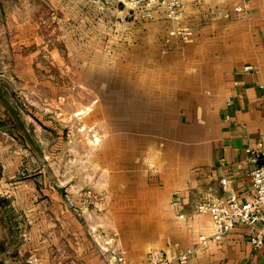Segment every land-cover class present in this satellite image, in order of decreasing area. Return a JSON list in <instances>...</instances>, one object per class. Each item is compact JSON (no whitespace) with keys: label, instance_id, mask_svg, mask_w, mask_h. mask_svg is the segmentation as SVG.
I'll list each match as a JSON object with an SVG mask.
<instances>
[{"label":"crops","instance_id":"1","mask_svg":"<svg viewBox=\"0 0 264 264\" xmlns=\"http://www.w3.org/2000/svg\"><path fill=\"white\" fill-rule=\"evenodd\" d=\"M180 1L173 16L149 0H111L105 9L78 0L82 51L97 54L104 45L137 59L132 80L156 106L130 143L152 164L130 166L123 208L101 215L111 232L103 247L115 255L106 256L78 222V264H120V255L127 264H152L148 253L159 249L170 257L194 250L186 264H264V247L250 240L254 228L237 222L216 241L211 215L196 209L254 195L252 151L264 132V0Z\"/></svg>","mask_w":264,"mask_h":264},{"label":"rangeland","instance_id":"2","mask_svg":"<svg viewBox=\"0 0 264 264\" xmlns=\"http://www.w3.org/2000/svg\"><path fill=\"white\" fill-rule=\"evenodd\" d=\"M78 27V0H0V264H78V222L112 258L101 215L153 161L130 148L156 108L137 59L82 51Z\"/></svg>","mask_w":264,"mask_h":264},{"label":"built area","instance_id":"3","mask_svg":"<svg viewBox=\"0 0 264 264\" xmlns=\"http://www.w3.org/2000/svg\"><path fill=\"white\" fill-rule=\"evenodd\" d=\"M140 0H132L137 3ZM153 3L165 5L169 13L176 16L180 13L182 2L180 0H149ZM246 1V0H244ZM242 10L241 6L236 7ZM252 160L256 163L251 171L254 195L253 198L241 202L234 194L225 199L205 200L197 205V211L200 213H209L213 223V233L211 238L219 241L236 226L237 222L246 224L254 228L250 240L255 247H264V132L258 146L252 151ZM256 228V229H255ZM209 238L201 236V241L206 242ZM194 250L180 254L176 257H170L164 250H151L148 253V260L152 264H186ZM120 264H127V260L122 256H117Z\"/></svg>","mask_w":264,"mask_h":264},{"label":"water","instance_id":"4","mask_svg":"<svg viewBox=\"0 0 264 264\" xmlns=\"http://www.w3.org/2000/svg\"><path fill=\"white\" fill-rule=\"evenodd\" d=\"M262 163H264V160H261Z\"/></svg>","mask_w":264,"mask_h":264}]
</instances>
